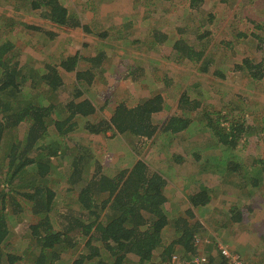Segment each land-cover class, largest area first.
<instances>
[{
    "label": "trees",
    "instance_id": "obj_1",
    "mask_svg": "<svg viewBox=\"0 0 264 264\" xmlns=\"http://www.w3.org/2000/svg\"><path fill=\"white\" fill-rule=\"evenodd\" d=\"M4 1L15 5L24 3L25 10L38 13L52 25L70 29L80 27L88 32L78 14H71L62 0ZM201 1L189 0L190 7L197 8ZM133 2L137 6L147 3L144 6L148 7V2L153 6L156 0ZM14 7L19 8L18 5ZM255 27L261 30V35L254 34L259 63L244 59L242 64L232 66L233 72L246 70L253 80L264 75V27L257 24ZM44 34L48 38L54 36L51 32ZM119 35L123 36L116 39L119 45L103 43L107 49L87 61L89 65L83 71L78 70L81 59L77 55L61 56L37 68L31 58L27 65L20 64L19 55L14 53L16 46L8 40H0V264H168L175 253L185 257L197 253L199 225L191 219L196 218L195 210L208 205L211 189L190 184L191 179L182 190L185 198L180 202L188 206L177 210L165 195L168 178L176 179L172 168L166 172L157 170L139 156L128 168H108L104 161L110 154H102L104 147L94 150L96 155L92 147L79 144L77 132L81 128L89 135L101 136L110 131L135 138L138 144L133 147L137 151L143 148V143L152 141L154 145L159 139V149L165 150L183 132L192 134L194 123H199L202 131L211 133L221 154L204 157L196 152L192 154V161L197 165L222 167L230 173L227 179L237 177V185L242 189L239 193L248 209L264 207V156L247 163L244 156L237 154L239 144L250 146L253 141V148L256 143L264 147V136L257 137L262 142L253 138L264 129L246 125L242 115H236V110H242L236 102L226 101L227 105L215 108L206 105L203 96L197 99L196 94L186 92L179 96L174 111L163 113V119L156 122L154 117L162 114L165 108L163 96L156 94L131 108L117 105L106 121H89L97 110L85 94L92 87L96 73L104 72L103 64L112 55L113 48L140 43L132 40L131 34ZM101 37L107 39L106 35ZM176 37L171 46L176 62L191 65L202 77L210 74L223 78L222 73L211 68L215 63L205 48L209 41L204 42L202 38L201 43L194 44L187 39L184 29H177ZM160 43H163L162 37L161 40L156 37L141 45L152 48ZM196 47L199 50H195ZM126 64L122 79L129 82V79L134 80L136 63L131 65L126 61ZM71 73H75L76 83L71 99L65 104H52L48 95L58 94L64 84V75ZM202 83L195 82V93ZM98 108L102 111L105 106ZM261 121L263 123L264 119ZM97 151L102 154L101 158ZM174 157L177 158L172 155ZM60 171L65 174V186L73 189L80 185L75 207L62 206L66 199L57 190L62 182L55 176ZM27 218H30L28 223ZM12 222H18L17 228L21 230L14 232L23 233V240L28 242L26 246L23 240L15 244L9 240ZM258 223L264 225V221ZM168 229H173L175 236L165 244L164 234ZM260 238L263 240L257 250L263 257L264 234H260ZM240 250L246 252L243 248ZM65 254H71L67 263L61 259ZM242 260L249 264L246 259Z\"/></svg>",
    "mask_w": 264,
    "mask_h": 264
},
{
    "label": "rangeland",
    "instance_id": "obj_2",
    "mask_svg": "<svg viewBox=\"0 0 264 264\" xmlns=\"http://www.w3.org/2000/svg\"><path fill=\"white\" fill-rule=\"evenodd\" d=\"M87 1L62 0L61 2L71 14H78L81 24L88 28V32H84L80 27L70 29L52 25L41 19L38 13L25 10L26 5L24 3H17L16 5L19 6L17 9L14 7L16 6L14 3L9 2L8 4L4 0H0V40H8L16 46L17 50L14 53L19 55L20 64L25 63L27 65L31 58L34 68H37L43 62L58 60L61 56L77 55L81 59L78 70L83 71L89 65L87 61L98 54L97 48L103 43H106L107 46L119 45L116 38L120 36V33L122 35L131 34L132 40L137 39L140 43H136L133 47H140L143 51L141 55L131 54L126 50H118L113 53V48L112 55H107L108 59L103 64L104 72L102 74L96 73L92 87L85 94V97L91 98L97 110L96 114L89 118V121L97 122L100 119L106 121L113 109L119 104L131 108L142 99L161 94L164 98L165 108L162 114L154 117V120L159 122L164 117L163 113L169 114L174 111L179 96L188 92L191 95L196 94L197 99L203 96V102L215 108L227 105L229 102L226 101L236 102V105H241L242 109L237 111L235 108L236 115L240 113L246 125L258 130L262 126L264 129V122L261 121L264 119V75L260 79L253 80L246 70L232 71V66L242 64L244 59L256 64L259 63L256 56L260 54L256 50L257 41L254 39V34L261 35V30L255 27L256 24L264 27V0H202L197 8H191L189 0H161L154 6L148 2V7L144 6L147 3L142 6L134 5V0H89L90 4L93 3L94 13V19L91 21L85 14L89 12L86 11L87 6H89L85 4ZM116 1H119L122 19H133L134 22L126 23L129 21L121 19V23L115 22L119 25H113V20H109L108 17H104L105 20L103 21L97 19L100 17L99 14H106L108 11L109 5L106 3L114 5ZM23 5L25 6L22 7ZM100 5H106L101 8V12L99 10ZM97 13L99 14L97 15ZM124 14L129 16L126 17ZM158 16L167 18L165 24L160 23L162 27H170L168 18L172 22L171 27L173 25L183 27L186 23L187 28H192L187 29L188 32H191L189 34L187 32V39L193 41L194 44L201 43L202 38H204V42L209 41L205 44V48L215 63L211 68L212 70L216 68L219 74L222 73L223 78L210 74L202 77L195 73V69L191 68V65L176 62L174 54H168V49L177 38L168 41L166 45H162L167 49V55L153 54L158 50L157 48L152 51L147 44L142 46L141 43H148L149 40L156 37L161 40L159 35L153 33V31L158 30L156 28L161 26L151 22L154 19L157 20ZM20 21L26 26L21 25ZM109 22L112 24L113 30L104 31L107 30L104 28ZM29 26H35L39 30H32ZM103 31L107 34H104ZM44 32H51L54 36L48 38ZM115 33H118L117 36ZM103 35H106L107 39L101 37ZM203 35L205 36L199 37ZM125 45L123 47H127L129 51L133 48L131 45H129L130 47ZM103 48L107 49L105 46ZM195 50H199L198 47ZM150 59L151 62L149 63ZM126 61L128 64L132 61L136 63L133 73L135 81L129 79L127 82V80L122 79L127 69ZM154 63L155 66L152 65ZM112 74L113 76H111ZM63 80L64 84L58 94L48 95L52 104L58 102L65 104L74 93L75 73L65 74ZM195 82H204L197 88V93L193 91ZM37 89L42 90L41 87ZM43 92L45 93L44 90ZM51 95L55 97H51ZM102 106H105L104 110L99 111L98 107L101 108ZM101 116L103 117L100 118ZM195 116L192 114L191 117L196 119ZM192 132V134L183 132L165 150L159 149L160 141L157 139L154 145L152 141L143 143V148L140 147L138 151L133 147L135 143L138 144L135 138L112 134L110 131L101 136L89 135L87 130L82 128L77 133L80 139V141L78 140L79 144L92 147L91 150L94 153L100 146L104 147L102 154H106V156L107 153L110 154L105 159L106 162L104 161L108 168L113 166L128 168L138 156L148 164L151 163L157 170L161 169L166 172L172 168L176 179L168 178L169 182L165 188V195L172 200V204L177 210L179 207L188 206L187 204H180V202L185 198L182 190L191 179L193 181L190 184L209 187L211 198L208 205L201 210H195L196 218L191 219L193 220L192 223L199 225L198 234H196L199 239L198 252L210 253L215 244L219 242L229 250L237 251L242 259L249 261V264H264V259H262L264 256L262 257L257 250L263 240L262 238L259 239V236L264 234V225L258 223L264 221V207L262 205L255 208L251 206L248 209L246 202L240 195L241 193H239L242 189L237 185V177L236 179L231 177L227 179V174L230 173H227L222 167L197 165L192 161V154L196 152L204 157L221 154L220 149L215 146L212 140L211 133L202 131L199 123H194ZM258 136H264V131L253 136L258 142H262V140L257 139ZM238 146L237 154L244 156V159L248 160L247 163L254 162L253 160L258 156H264V147L261 143H256V148H253V141H251L250 146L243 144ZM97 153L99 157L102 155L98 151ZM172 155H176L177 158H172ZM113 173H115L114 168ZM55 176L60 177L62 182L57 190L66 199L62 206L66 207L67 204H70L75 207V196L80 185H75L73 189H70L69 186L64 185L65 174L63 172L60 171ZM181 209L184 210V208ZM29 221L30 218H27L26 222ZM18 222H12L10 228L11 238L9 240L13 241L14 244L23 240L22 232L17 234L14 232V230H21L17 228ZM174 236L173 229L166 230L164 234L165 244L174 240ZM23 241L26 246L28 242ZM241 248L245 249L246 252L241 251ZM61 259L63 263H67L71 259V254H65Z\"/></svg>",
    "mask_w": 264,
    "mask_h": 264
},
{
    "label": "crops",
    "instance_id": "obj_3",
    "mask_svg": "<svg viewBox=\"0 0 264 264\" xmlns=\"http://www.w3.org/2000/svg\"><path fill=\"white\" fill-rule=\"evenodd\" d=\"M68 1H74V0H68ZM112 1V0H111ZM120 1V0H119ZM119 1H116V3L113 5V4H110V3H106V4H108L109 5V8H108V11L106 12V14H99L100 12H101V8L102 7H104V6H106V5H100V8H99V10H100V12L99 13H97V15L99 14V16L100 17H98L97 19H99V21H103V20H105L104 19V17H108V19L110 20V19H112L113 21H112V24L113 25H119V24H116V23H121L120 21H121V19H122V13H120V9H121V7L119 6ZM159 1H161V0H156V3H159ZM155 2V1H154ZM86 5H89V6H87V9H86V11H91V13H89V12H84L86 15H88V17H89V21H91L92 19H94L93 17H94V13H93V3H91L90 4V1L88 0L86 3H85ZM155 5V3H153V6ZM114 6H116V7H114ZM113 7V8H112ZM135 11V10H134ZM98 12V11H97ZM124 16H129V15H126V14H124ZM81 17V16H80ZM159 18H157V20H153V21H151L154 25H158V26H161L160 25V23H163V24H165V22H166V20H167V18H161L160 16H158ZM85 18V17H84ZM123 21L124 20H127V19H122ZM127 21H129V22H126V23H132V22H134L133 21V19H128ZM116 22V23H115ZM168 22H169V24H170V27L168 28L167 26H165V27H159V28H156V29H158L157 30V32L156 31H153V33H156L157 35H159L160 37H162V41H163V44L162 43H160L159 44V46H156V47H152L151 49H152V51H155V49L157 48L158 50L157 51H155L153 54H156V55H167V52H166V48L164 47V46H162V45H166V44H168V41H170V40H172V39H176L177 37H176V30H177V28L178 29H184L185 30V34L187 35V29H192V28H187V25H186V23H185V25L182 27L181 25H178V26H175V25H173L172 27H171V25H172V22L170 21V18H168ZM171 22V23H170ZM112 24H110V22L106 25V28H104V29H107V30H104V31H109V30H113L112 29ZM125 25H127V24H125ZM189 27V26H188ZM189 33H191V32H188V34ZM116 34V36H117V34L118 33H115ZM109 37H111V36H109ZM118 38L119 37H122L123 38V36H117ZM106 38H107V36H106ZM117 39V38H116ZM123 48L124 47H120V48H116L114 51H113V53H115V52H117L118 50H123ZM131 51H129L128 50V48H126V51H128L129 53H131V54H133V53H137L138 55H141V53L143 52V51H141V49H140V47H133L132 49H130ZM169 52H168V54H172V47H169ZM101 51H104V48H103V45H101V46H99V48H97V53H99V52H101ZM151 62V59H150V61H149V63ZM132 64H134V61H132V63H131V65ZM153 66H155L156 64L154 63V64H152ZM111 76H113V74L111 75Z\"/></svg>",
    "mask_w": 264,
    "mask_h": 264
},
{
    "label": "built area",
    "instance_id": "obj_4",
    "mask_svg": "<svg viewBox=\"0 0 264 264\" xmlns=\"http://www.w3.org/2000/svg\"><path fill=\"white\" fill-rule=\"evenodd\" d=\"M196 243L198 247L199 239H196ZM168 262V264H246L239 255L219 242L215 244L214 249L210 253L198 252L197 250V253L190 257L175 253Z\"/></svg>",
    "mask_w": 264,
    "mask_h": 264
}]
</instances>
